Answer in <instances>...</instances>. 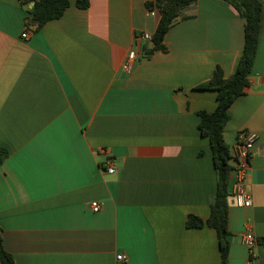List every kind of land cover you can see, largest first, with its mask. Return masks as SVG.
Masks as SVG:
<instances>
[{
    "label": "crops",
    "instance_id": "0c3cea01",
    "mask_svg": "<svg viewBox=\"0 0 264 264\" xmlns=\"http://www.w3.org/2000/svg\"><path fill=\"white\" fill-rule=\"evenodd\" d=\"M35 1L0 0V147L9 151L0 226L16 264H221L217 230L187 225L189 215L208 219L218 187L198 114L217 107V91L197 87L217 67L236 71L245 18L226 0H197L156 49L140 36L158 26L152 0H89L87 8L70 0L40 28L28 23ZM262 3L250 83L224 131L229 145L243 129L259 135L251 205L229 201L228 264L247 263L245 232L264 264ZM131 49L139 58L127 72Z\"/></svg>",
    "mask_w": 264,
    "mask_h": 264
},
{
    "label": "trees",
    "instance_id": "16d2710c",
    "mask_svg": "<svg viewBox=\"0 0 264 264\" xmlns=\"http://www.w3.org/2000/svg\"><path fill=\"white\" fill-rule=\"evenodd\" d=\"M197 0H152L146 3L148 10L155 9L159 15V23L153 34L155 48H164L163 40L167 31L177 19L187 18L184 10ZM232 4L242 17L245 18V43L236 71L225 76L223 70L217 67L212 76L198 85L200 89L217 91L218 104L213 111L201 110L199 129L210 140L215 169L217 172L218 187L216 194L211 198V211L204 221L196 215H189V227H202L205 224L215 228L219 237L221 249V264L229 263L230 242L229 232V201L228 192L233 169L230 145L226 142L224 131L230 118L229 108L242 94L250 83V74L257 53L259 33L261 29L262 0H226ZM89 0H78L80 8H87ZM70 5V0H36L32 8L28 9V23L42 27L50 20L60 18ZM9 151L0 147V165L8 157ZM264 244V237L259 238ZM0 259L2 264H16L14 256L5 248L3 243V229L0 226Z\"/></svg>",
    "mask_w": 264,
    "mask_h": 264
},
{
    "label": "built area",
    "instance_id": "2783aa9c",
    "mask_svg": "<svg viewBox=\"0 0 264 264\" xmlns=\"http://www.w3.org/2000/svg\"><path fill=\"white\" fill-rule=\"evenodd\" d=\"M150 15L157 16L155 9L149 10ZM28 33H23V37H27ZM146 41H153L151 32H144L140 35ZM139 52L136 49H131L123 62V69L130 72L137 59ZM259 135L251 129H243L238 133L237 140L230 145V151L233 160V169L231 171V180L229 184L228 201L239 206H250L252 202L251 191L248 189L247 180L250 176L251 157L254 148L258 142ZM107 171L115 172V167L110 159L107 160ZM92 210L99 211L103 207V203L99 200H94L91 203ZM241 239L250 248V256L246 264H257V254L254 251L257 238L251 232H245L241 235ZM118 260H124L125 256L120 253L117 255Z\"/></svg>",
    "mask_w": 264,
    "mask_h": 264
},
{
    "label": "water",
    "instance_id": "95a60500",
    "mask_svg": "<svg viewBox=\"0 0 264 264\" xmlns=\"http://www.w3.org/2000/svg\"><path fill=\"white\" fill-rule=\"evenodd\" d=\"M34 3V1H32ZM155 46V42L154 41H151V47H154ZM154 51L153 50H150V51H147L146 52V55L144 57H147L148 55H151L153 54Z\"/></svg>",
    "mask_w": 264,
    "mask_h": 264
}]
</instances>
